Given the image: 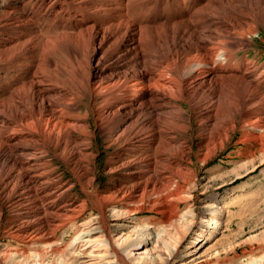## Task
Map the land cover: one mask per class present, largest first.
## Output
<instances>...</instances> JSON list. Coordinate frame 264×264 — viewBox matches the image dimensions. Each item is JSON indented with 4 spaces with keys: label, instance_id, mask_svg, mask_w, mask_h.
Returning <instances> with one entry per match:
<instances>
[{
    "label": "bare ground",
    "instance_id": "6f19581e",
    "mask_svg": "<svg viewBox=\"0 0 264 264\" xmlns=\"http://www.w3.org/2000/svg\"><path fill=\"white\" fill-rule=\"evenodd\" d=\"M261 28L264 0H0V264H80L81 227L144 208L162 225L152 248L174 250L196 169L236 134L246 172L264 160ZM236 197L211 203L214 228ZM68 233V257L61 242L23 255Z\"/></svg>",
    "mask_w": 264,
    "mask_h": 264
},
{
    "label": "rangeland",
    "instance_id": "374dc122",
    "mask_svg": "<svg viewBox=\"0 0 264 264\" xmlns=\"http://www.w3.org/2000/svg\"><path fill=\"white\" fill-rule=\"evenodd\" d=\"M251 39L255 43L249 56L257 55L258 62H264V28L259 29ZM238 136L239 134H236L226 148L206 167L196 169L199 179L195 191L188 192L184 199L179 201L178 208L179 218L190 220V226L182 234L174 250L152 248L153 240L159 231L157 228L162 227L161 224H156L159 216L154 210L144 208L141 211L122 215L120 218L114 217V213L107 211L106 229L101 227L97 219L81 227L83 239L79 238L76 242V251L78 250L79 255L74 259L80 264H246L249 260L263 257L264 160L256 155L254 166H247L248 171L251 172L248 174L249 172L242 168L246 160H241L236 154L240 148L235 145ZM98 144L101 146V138H98ZM107 156L106 152H102L98 158L100 173L103 172ZM236 170L242 176L248 175L243 180L236 181L239 178ZM216 172L222 173L223 176L218 179ZM66 176L68 178L69 174ZM108 181V177L103 175L98 183L103 186ZM232 193L237 195L236 201L220 216L222 225L214 228L211 218L216 217L213 216L209 206L212 202L220 204L219 206L225 205L231 199ZM121 210L125 211L116 206L113 211ZM88 216L90 215L87 214L80 221H85ZM84 231H87L86 234H83ZM208 232L211 233L212 238L205 243L203 238ZM129 234L131 238L126 240ZM57 236L59 241L52 244H35L29 251L25 250L28 248L23 245L18 246L17 243L11 244V248H22L25 250L23 255L42 252L41 255L48 258L49 251L45 246L59 247L61 242L66 257L70 256L71 252H76L74 249L71 251V242L75 238V233L66 234L64 239L62 234ZM84 239L87 242H84ZM140 239L143 243H139ZM7 243H9L7 240L0 242L1 258L4 256ZM193 249L197 252L190 253ZM13 255L14 251L9 254L10 257ZM149 260L154 262L150 263ZM5 261L9 262L8 258Z\"/></svg>",
    "mask_w": 264,
    "mask_h": 264
}]
</instances>
